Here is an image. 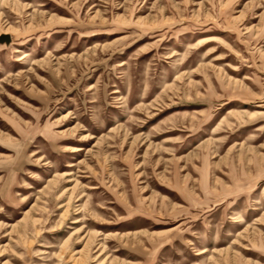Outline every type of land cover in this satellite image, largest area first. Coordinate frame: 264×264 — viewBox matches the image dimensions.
<instances>
[{"label":"rangeland","instance_id":"obj_1","mask_svg":"<svg viewBox=\"0 0 264 264\" xmlns=\"http://www.w3.org/2000/svg\"><path fill=\"white\" fill-rule=\"evenodd\" d=\"M0 264H264V0H0Z\"/></svg>","mask_w":264,"mask_h":264},{"label":"water","instance_id":"obj_2","mask_svg":"<svg viewBox=\"0 0 264 264\" xmlns=\"http://www.w3.org/2000/svg\"><path fill=\"white\" fill-rule=\"evenodd\" d=\"M11 40H12L11 37L7 34L0 35V45L2 44L10 45Z\"/></svg>","mask_w":264,"mask_h":264}]
</instances>
